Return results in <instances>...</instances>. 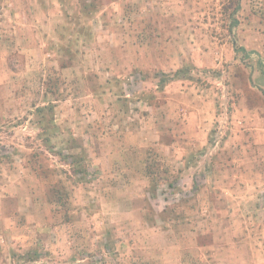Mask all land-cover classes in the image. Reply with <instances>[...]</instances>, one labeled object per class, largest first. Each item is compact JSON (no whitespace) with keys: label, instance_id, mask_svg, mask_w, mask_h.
Masks as SVG:
<instances>
[{"label":"rangeland","instance_id":"1","mask_svg":"<svg viewBox=\"0 0 264 264\" xmlns=\"http://www.w3.org/2000/svg\"><path fill=\"white\" fill-rule=\"evenodd\" d=\"M0 264H264V0H0Z\"/></svg>","mask_w":264,"mask_h":264},{"label":"trees","instance_id":"2","mask_svg":"<svg viewBox=\"0 0 264 264\" xmlns=\"http://www.w3.org/2000/svg\"><path fill=\"white\" fill-rule=\"evenodd\" d=\"M184 68L177 69L174 73L171 75H164L162 78V83L169 82L172 79H179L183 78L184 75ZM163 85V84H162ZM57 109V105L55 103H48L44 106H39L36 109V114L38 115V123L39 126L42 128V134H44V140L50 142L52 139V136L49 135V132L52 131V129L56 128L58 129V124L56 122L55 112ZM66 149L70 150V153H64V151H61L58 153L62 158H64L67 162V164L70 166L71 172L75 176H79L80 174L86 173V166L84 165V158H83V151L84 146L80 145L77 139L70 135L66 139ZM77 148H80L82 153L79 151H74ZM151 176V174H149ZM153 180V179H152ZM156 187L154 189L156 190Z\"/></svg>","mask_w":264,"mask_h":264}]
</instances>
